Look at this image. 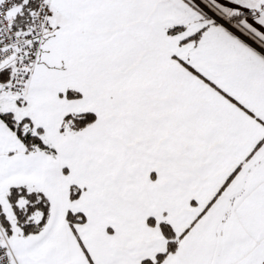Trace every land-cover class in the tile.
<instances>
[{"label": "snow or ice", "instance_id": "6c2138e0", "mask_svg": "<svg viewBox=\"0 0 264 264\" xmlns=\"http://www.w3.org/2000/svg\"><path fill=\"white\" fill-rule=\"evenodd\" d=\"M0 264H264V0H0Z\"/></svg>", "mask_w": 264, "mask_h": 264}]
</instances>
